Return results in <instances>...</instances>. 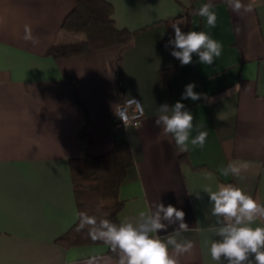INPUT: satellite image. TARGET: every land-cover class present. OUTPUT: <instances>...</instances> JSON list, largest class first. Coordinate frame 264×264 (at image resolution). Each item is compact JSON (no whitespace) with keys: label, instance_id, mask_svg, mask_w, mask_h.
<instances>
[{"label":"crops","instance_id":"0c3cea01","mask_svg":"<svg viewBox=\"0 0 264 264\" xmlns=\"http://www.w3.org/2000/svg\"><path fill=\"white\" fill-rule=\"evenodd\" d=\"M105 1L116 27L137 33L132 42L56 59L54 45L80 40L62 29L76 0H0V264H118L108 245L57 242L78 220L70 160L101 157L117 141L129 142L135 164L120 188L116 220L134 222L154 202L172 204L186 213L190 230L182 235L194 244L180 264H215L205 190L235 184L264 204V2L241 0L252 11L237 13L227 0H212L218 20L209 29L195 14L208 0ZM181 20L182 31H208L222 43L212 65L194 55L181 66L165 47ZM25 25L39 43L23 39ZM193 82L207 99L181 100ZM128 98L140 99L145 117L123 129L113 118ZM176 101L208 132L203 148L180 152L158 139V107ZM228 164L240 175H222Z\"/></svg>","mask_w":264,"mask_h":264},{"label":"clouds","instance_id":"9594fccd","mask_svg":"<svg viewBox=\"0 0 264 264\" xmlns=\"http://www.w3.org/2000/svg\"><path fill=\"white\" fill-rule=\"evenodd\" d=\"M227 3L237 13L242 8L252 11L251 6L243 5L241 0H227ZM195 14L205 20L209 29L216 28L218 16L212 0L203 3ZM184 23L181 20L172 25L174 38H170L165 47H172L170 54L181 66L191 64L194 55L198 56L200 64L212 65L222 54V43L208 31H182L180 25ZM23 39L34 45L39 43L29 25L24 26ZM195 87L194 82L187 84L181 100L207 99L206 94L194 91ZM133 101L138 104L134 98ZM116 114L122 120L127 119L123 111ZM194 119L193 113L180 101L173 106L160 105L155 119V125L161 129L158 139L174 142L180 152L188 151L189 144L203 148L208 132L194 125ZM219 171L224 176H239L241 170L228 164ZM204 193L209 198L211 216L215 217V223L208 229L215 236L207 242L211 260L215 264H264V224L257 223L264 218V204H259L235 184H221ZM197 197L200 198V194ZM185 215L182 209L158 201L151 204L148 211H141L134 222L114 223L81 213V226H88L93 240L103 241L118 254V264H180L179 257L190 254L194 247L192 240L182 235L190 230ZM177 224L173 232L165 236L158 234Z\"/></svg>","mask_w":264,"mask_h":264},{"label":"trees","instance_id":"16d2710c","mask_svg":"<svg viewBox=\"0 0 264 264\" xmlns=\"http://www.w3.org/2000/svg\"><path fill=\"white\" fill-rule=\"evenodd\" d=\"M76 8L67 16L62 29L69 34L81 35L73 43L56 44L50 55L56 59L91 53L93 51L127 46L137 33L120 30L112 18L113 7L105 0H76ZM187 32V29L184 30ZM174 34H169L168 43ZM172 51V47H168ZM167 72H162L165 78ZM135 164L132 148L128 141H117L112 150L101 157L86 156L70 160V173L76 198L78 220L76 224L58 239V243L67 248L89 245H108L101 240H93L89 227L81 226V213L107 218L119 223L115 215L124 207L120 200V188L126 179L128 170ZM109 246V245H108ZM108 256L118 262L119 256L109 246Z\"/></svg>","mask_w":264,"mask_h":264},{"label":"built area","instance_id":"2783aa9c","mask_svg":"<svg viewBox=\"0 0 264 264\" xmlns=\"http://www.w3.org/2000/svg\"><path fill=\"white\" fill-rule=\"evenodd\" d=\"M262 1L264 2V0ZM134 99L138 101V104L133 101V98L125 99L118 104L113 118V122L117 127L125 129L130 126L137 127L142 124L145 117L144 108L140 99ZM120 111H123L126 114V120H122L117 116L116 113H119Z\"/></svg>","mask_w":264,"mask_h":264},{"label":"rangeland","instance_id":"374dc122","mask_svg":"<svg viewBox=\"0 0 264 264\" xmlns=\"http://www.w3.org/2000/svg\"><path fill=\"white\" fill-rule=\"evenodd\" d=\"M69 37H70V40L81 39L82 38L81 35H77V34H70Z\"/></svg>","mask_w":264,"mask_h":264}]
</instances>
